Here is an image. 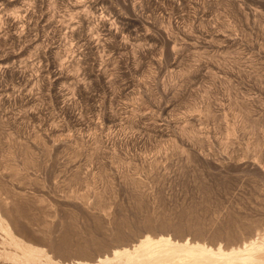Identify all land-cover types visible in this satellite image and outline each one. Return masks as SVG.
Returning a JSON list of instances; mask_svg holds the SVG:
<instances>
[{
    "label": "rangeland",
    "instance_id": "rangeland-1",
    "mask_svg": "<svg viewBox=\"0 0 264 264\" xmlns=\"http://www.w3.org/2000/svg\"><path fill=\"white\" fill-rule=\"evenodd\" d=\"M0 52V264H264V0H0Z\"/></svg>",
    "mask_w": 264,
    "mask_h": 264
},
{
    "label": "bare ground",
    "instance_id": "bare-ground-1",
    "mask_svg": "<svg viewBox=\"0 0 264 264\" xmlns=\"http://www.w3.org/2000/svg\"><path fill=\"white\" fill-rule=\"evenodd\" d=\"M6 1V0H5ZM84 1V0H83ZM81 1L79 2V1H76V4L74 5V7L76 6L77 8H80V6H81ZM20 7V6H19ZM24 9V8H23ZM28 9V8H27ZM19 10V9H18ZM73 10V9H72ZM3 11V10H2ZM1 11V12H2ZM21 11V10H20ZM19 11H17L16 12V15H17V13H18ZM8 14V13H7ZM78 14H79V12H78ZM2 15V14H1ZM12 15V14H11ZM103 15H110V13L108 14H103ZM113 15V14H112ZM15 16V15H14ZM18 16V15H17ZM11 17V16H10ZM9 17V15H8V18H10ZM81 17H83V16H81ZM113 17V16H112ZM7 18V19H8ZM12 19H13V21H14V18L13 17H11ZM10 18V19H11ZM11 19V20H12ZM36 19V18H35ZM76 18H74V20H75ZM113 19V18H112ZM11 20H9V21H11ZM19 20V19H18ZM106 20V19H105ZM117 20V19H116ZM71 21V20H70ZM115 21V20H114ZM11 23H12V21H11ZM68 24V23H67ZM73 24V23H72ZM103 25H104V30L107 32V33H113L114 34V32H113V28L111 27V24L110 23H108V22H106V21H104V23H102ZM128 24V23H127ZM97 25V24H96ZM72 26V25H71ZM66 27V26H65ZM70 27V26H69ZM97 28V27H96ZM65 29V28H64ZM115 29V28H114ZM118 32V31H117ZM18 36V35H17ZM82 36V35H81ZM121 36V35H120ZM21 39V38H20ZM93 39V38H92ZM94 40V39H93ZM121 42V41H120ZM79 43V42H78ZM86 46V45H85ZM92 47V46H91ZM1 53V52H0ZM2 64V63H1ZM5 66V65H4ZM75 75V74H74ZM160 255V254H159ZM182 258V257H181ZM172 261V260H171ZM170 261V262H171ZM174 261V260H173ZM162 262V261H161ZM205 262H207V261H205ZM168 263V262H167ZM155 264V263H154ZM195 264V263H194Z\"/></svg>",
    "mask_w": 264,
    "mask_h": 264
}]
</instances>
